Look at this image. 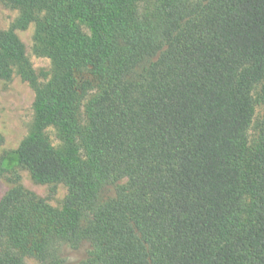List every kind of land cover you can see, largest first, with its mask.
<instances>
[{"label":"trees","instance_id":"16d2710c","mask_svg":"<svg viewBox=\"0 0 264 264\" xmlns=\"http://www.w3.org/2000/svg\"><path fill=\"white\" fill-rule=\"evenodd\" d=\"M6 1L21 28L45 12L37 51L55 63L17 158L68 193L62 208L23 187L2 196L0 264H66L61 246L83 242L78 264H264V116L249 141L264 0ZM16 66L36 81L0 30V77Z\"/></svg>","mask_w":264,"mask_h":264},{"label":"rangeland","instance_id":"374dc122","mask_svg":"<svg viewBox=\"0 0 264 264\" xmlns=\"http://www.w3.org/2000/svg\"><path fill=\"white\" fill-rule=\"evenodd\" d=\"M141 5L143 9L148 6L146 3ZM23 13L24 9L22 7L12 6L6 0L0 1V30H13L24 42L27 59L36 77V81L31 82L17 66L10 80L0 77V130L4 136V142L0 145V157L4 167V170L0 173V199L10 189L23 187L37 196L45 198L50 205L62 208L63 201L68 193L67 186L63 183L49 184L37 181L31 172L20 164L17 158L16 150L19 144L31 134L34 127L37 92L49 83L55 69L53 59L37 51V29L45 12L36 13L35 19L26 28H21L17 26V22ZM261 88L262 84H259L253 91L255 114L249 130L250 143L257 139L259 124L264 116V106L260 98ZM90 96L91 94H88L83 102V123H85V106ZM44 134L57 150L67 148V143L57 127L52 125L47 127ZM88 250L89 244L87 242H83L78 247L71 243H65L61 246L60 255L66 261V264H78L86 258ZM25 261L27 264H39L37 259L29 256L25 257Z\"/></svg>","mask_w":264,"mask_h":264}]
</instances>
